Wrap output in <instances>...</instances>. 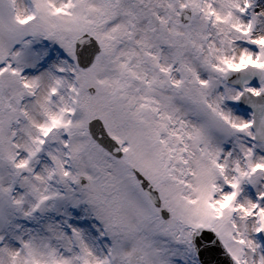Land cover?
<instances>
[{"label":"snow or ice","instance_id":"obj_1","mask_svg":"<svg viewBox=\"0 0 264 264\" xmlns=\"http://www.w3.org/2000/svg\"><path fill=\"white\" fill-rule=\"evenodd\" d=\"M0 264H264V0H0Z\"/></svg>","mask_w":264,"mask_h":264}]
</instances>
